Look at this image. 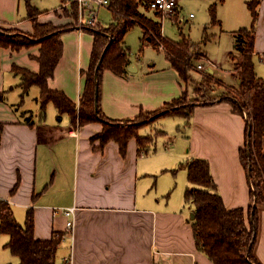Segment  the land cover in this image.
<instances>
[{"label": "crops", "instance_id": "obj_1", "mask_svg": "<svg viewBox=\"0 0 264 264\" xmlns=\"http://www.w3.org/2000/svg\"><path fill=\"white\" fill-rule=\"evenodd\" d=\"M31 3L38 9L36 18L41 24L60 26L70 21L62 14L64 0ZM178 5L179 0L176 10ZM258 9L254 64L264 79V0ZM250 16L243 22L245 27L252 23L251 11ZM239 24L236 21L232 32L234 45L242 28ZM0 26L34 32L26 0H0ZM62 40L63 53L49 86L79 104L94 34L76 26L63 32ZM124 43L128 46L125 38ZM40 53L41 44L19 50L0 48V94L4 96L0 100V200L10 202L22 224L28 209L33 208L36 238L61 233L58 264H216L196 243L194 207L185 199L190 182L184 164L194 157L208 160L225 206L247 209L251 192L240 159L245 118L228 101L198 104L190 117L174 114L161 118L165 126H171L169 130L157 121L160 117L142 126L141 134L155 136L145 153H139L136 138L128 141L122 153L115 140L101 146L99 139H91L102 130L100 121L73 128L67 114L59 117L53 102L41 116L40 87L32 85L24 93L22 77L14 72V66L38 72ZM231 59V78L218 74V65L209 58L203 65L225 87H236L239 78ZM130 65L136 70H130ZM128 67L122 75L110 69L102 73L100 104L109 119L125 121L141 112L157 111L186 89L192 91L167 58L164 63L149 60L145 64L129 55ZM174 127L177 135L172 134ZM168 133L169 138L161 140ZM179 168H185L187 180L179 178ZM177 185L178 194L171 196L169 191ZM65 207H75L72 228L67 227L65 214L54 213V208ZM253 250L257 261L264 264V205L258 210ZM12 255L0 250V264H18L19 257Z\"/></svg>", "mask_w": 264, "mask_h": 264}, {"label": "trees", "instance_id": "obj_2", "mask_svg": "<svg viewBox=\"0 0 264 264\" xmlns=\"http://www.w3.org/2000/svg\"><path fill=\"white\" fill-rule=\"evenodd\" d=\"M151 1L110 0L109 8L113 16L110 28L103 31L97 27L84 26L94 34V46L90 66L84 71L86 81L79 104L63 91L49 86V79L54 75L63 53L62 33L71 29L70 26L54 27L50 23H39L36 18L38 9L33 6L31 0H26L29 16L34 23V32H22L0 26V48L12 47L19 50L32 45L40 38L41 53L38 57L40 70L33 72L14 66V72L22 77L24 93L32 85L40 87L38 101L42 117L46 113L47 104L53 102L58 109L59 117L67 114L73 128L94 121L102 122V130L91 139H99L101 146L115 140L122 153L126 152L131 138L137 139L139 153H145L155 136L141 134L140 128L162 115L180 114L190 117L198 104L228 101L233 110L241 114L246 121L245 142L240 149V159L247 173L251 203L247 209L243 207L228 209L218 192L209 161L197 157L188 159L184 164L188 169L190 182L185 191V199L194 207L192 221L197 246L216 264H260L253 250L258 231V210L259 206L264 205V79L257 74L254 64L260 0L248 1L252 23L237 31L235 39L237 53L230 52V56L236 62L235 71L239 78L237 87L227 86V92L217 99L196 101H186L189 96V90L186 89L182 95L157 111L141 112L135 118L125 121L109 119L103 113L100 104L102 73L106 69L119 75L127 71L130 49L125 45L124 38L133 26L139 24L144 29L142 46L150 43L164 50L166 58L187 86L194 81L192 72L198 70L199 60L205 55L200 44L187 37L180 40L167 38L163 34L162 23L147 14L151 10ZM175 11L176 9L168 15L171 16ZM155 13L159 16L165 15L162 11L155 10ZM77 15V5H73V16ZM201 74L203 77L201 97L207 95L202 93H206V89L212 83L224 86L210 72L201 71ZM2 99L4 96L0 94V100ZM34 230L33 208L28 209L26 221L22 224L17 220L10 202L0 200V235L10 236L6 247L19 257L18 264H58L56 254L62 240L61 233H56L49 239H40L35 237Z\"/></svg>", "mask_w": 264, "mask_h": 264}, {"label": "rangeland", "instance_id": "obj_3", "mask_svg": "<svg viewBox=\"0 0 264 264\" xmlns=\"http://www.w3.org/2000/svg\"><path fill=\"white\" fill-rule=\"evenodd\" d=\"M73 5L76 4L72 3L62 6V14L67 17L69 16L70 21L60 26H70L69 28L80 26L78 15L77 17L73 16ZM149 13L151 14H149L150 16L158 19L162 23L163 33L169 39L180 40L183 37H187L190 40L199 43L205 54L203 59L199 60V63L207 64L209 58L211 59L210 61H213V63L215 62L218 65V74H223L225 77L228 76L231 78V74L229 73L231 72L234 63L229 53L236 50L234 45V34L232 32L235 30L234 27L236 21H239L240 27H243L246 25L244 24L245 21H249L247 19L251 17L250 11L247 7V0H179L177 10L171 16L165 12H163L165 15L159 16L154 10L149 11ZM99 19L102 26L98 29L103 31L108 30L110 28L109 26L112 24L110 23L112 20L111 11L107 7H102L99 11ZM103 24H107V26H104ZM55 26L57 25H54V27ZM80 28L85 27L80 26ZM141 28V25L133 26L125 37L126 43L130 46L129 55L131 60L145 64L149 60L158 64L164 63L166 61V56L163 49H159L149 43H145L144 46L141 45V36L143 34ZM39 40L40 38L35 40L33 44H41ZM201 71L202 73H207V71L200 69L192 72L194 81L189 84L192 91L189 93L186 101L217 99L227 92L225 86H221L219 83H212L210 87L206 89V93H202L207 95L201 97L200 94L203 89L201 86L203 80ZM237 86L238 84H236V87ZM30 91L29 101L33 98V90L31 89ZM168 116L172 115H162L157 121L159 123L163 122L161 125L169 130L171 126L169 128L167 125L165 126L164 120L161 119ZM171 131L174 132L172 134L177 135V133H175V127ZM169 136V133L163 135V139L161 140H164V137L168 139ZM168 145L171 146L172 142ZM179 169L181 171L179 172V178L183 181L187 180V174L184 172L185 168ZM169 192H171V196H176V194H178V185L171 188ZM168 198L170 197H167L166 199ZM3 238H6V241H3L4 243H2ZM8 241L9 236L7 234L0 235V250H7V252L11 253L9 248H4ZM12 256L15 257L14 255Z\"/></svg>", "mask_w": 264, "mask_h": 264}, {"label": "built area", "instance_id": "obj_4", "mask_svg": "<svg viewBox=\"0 0 264 264\" xmlns=\"http://www.w3.org/2000/svg\"><path fill=\"white\" fill-rule=\"evenodd\" d=\"M64 5L75 3L78 8V18L80 26L97 27L102 26L99 19V11L102 7L109 8L110 0H64ZM178 0H152L150 7L152 10L162 11L170 14L174 11ZM164 13V14H165ZM197 68L209 72L208 68L199 63ZM62 212L68 218L67 227L72 228L74 225L75 207L54 208V213Z\"/></svg>", "mask_w": 264, "mask_h": 264}, {"label": "water", "instance_id": "obj_5", "mask_svg": "<svg viewBox=\"0 0 264 264\" xmlns=\"http://www.w3.org/2000/svg\"><path fill=\"white\" fill-rule=\"evenodd\" d=\"M106 51V50H105ZM105 51H104V53H105ZM104 53H103V55H104ZM100 62H101V60L99 61V64H100ZM99 64H98V66H99ZM130 70H136V68H134L133 67V65H130L129 67H128ZM97 70H98V67H97ZM97 70H96V79H97ZM212 70H209V72H211ZM97 93V92H96ZM96 98H97V96H96ZM193 215L194 214H192V217H193Z\"/></svg>", "mask_w": 264, "mask_h": 264}]
</instances>
